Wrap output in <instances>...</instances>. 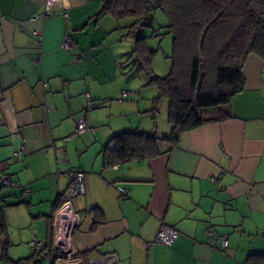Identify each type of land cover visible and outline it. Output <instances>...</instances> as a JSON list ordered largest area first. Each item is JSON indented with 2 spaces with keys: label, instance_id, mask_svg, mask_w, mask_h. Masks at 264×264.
Returning <instances> with one entry per match:
<instances>
[{
  "label": "crops",
  "instance_id": "1",
  "mask_svg": "<svg viewBox=\"0 0 264 264\" xmlns=\"http://www.w3.org/2000/svg\"><path fill=\"white\" fill-rule=\"evenodd\" d=\"M104 1L0 0V176L15 182L0 184L13 247L8 257L27 258L35 238L50 239L68 173L80 171L85 193L72 208L80 218L73 245L81 264H260L264 60L250 55L241 70L243 90L228 104L203 110L205 122L176 145L161 144L151 160L109 165L103 149L113 136L157 126L152 117V126L140 122L143 113L151 115L155 96L119 79L122 55L114 45L125 31L110 39L118 28L111 17H98ZM34 14L44 17L34 20ZM67 29L74 42L69 51L62 47ZM124 91L129 95L122 97ZM89 100L93 107L85 111ZM80 118L95 133L64 142ZM163 224L178 232L176 240L147 246ZM223 235L225 252L209 244Z\"/></svg>",
  "mask_w": 264,
  "mask_h": 264
},
{
  "label": "trees",
  "instance_id": "2",
  "mask_svg": "<svg viewBox=\"0 0 264 264\" xmlns=\"http://www.w3.org/2000/svg\"><path fill=\"white\" fill-rule=\"evenodd\" d=\"M167 19L164 35L172 37L171 64L167 75L154 73L155 51L137 32L151 26L154 13ZM109 16L133 41L134 66L157 89L149 111L153 122L160 102L168 101L170 134L164 137L140 130L113 136L104 147L107 164L151 160L161 154V144L174 146L180 136L201 126L205 109L224 106L244 88L242 67L250 55L264 60V0H105L98 17ZM131 22L121 26L123 20ZM160 36V35H159ZM112 146V147H111ZM58 204L55 207H58ZM3 264H53L56 256L45 250L11 260L10 242L0 209ZM264 264V255L259 256Z\"/></svg>",
  "mask_w": 264,
  "mask_h": 264
},
{
  "label": "built area",
  "instance_id": "3",
  "mask_svg": "<svg viewBox=\"0 0 264 264\" xmlns=\"http://www.w3.org/2000/svg\"><path fill=\"white\" fill-rule=\"evenodd\" d=\"M61 15L66 22L68 20V14L62 12ZM42 17L37 14L33 15L34 20H39ZM62 47L67 51L74 47L72 32L68 29L65 30ZM127 95H129L127 91L122 93V97H126ZM92 107V102L89 100L85 111H90ZM86 131L94 134L96 129L87 120L80 118L77 121L76 130L73 135L64 138L63 141L67 142L69 139L83 134ZM14 158L20 159L21 151H16L14 153ZM68 179V185L61 194L59 205L52 216L50 239L45 241L35 238L31 244L35 253H42L45 252V250H50V253L56 256L53 264H81L82 262V258L77 255L73 245V235L80 225V218L79 215L73 211L72 200L85 193V175L80 171H70L68 173ZM0 184L3 188H13L15 186V182L7 175L0 176ZM118 192L123 198L128 194L127 190L124 188H118ZM177 237L178 232L175 229L163 224L157 231L153 241L148 243L147 246L164 245L170 247ZM209 244L212 248H217L221 252H225L228 246V236L223 235L219 242L213 237ZM0 264H3V262H0Z\"/></svg>",
  "mask_w": 264,
  "mask_h": 264
},
{
  "label": "rangeland",
  "instance_id": "4",
  "mask_svg": "<svg viewBox=\"0 0 264 264\" xmlns=\"http://www.w3.org/2000/svg\"><path fill=\"white\" fill-rule=\"evenodd\" d=\"M131 20L125 19L120 23L121 26H126ZM167 24V19L160 11L154 13V19L151 26L140 29L137 35L140 37L147 38V45L149 49L155 51V56L153 60V70L158 76H165L168 74L171 64V52H172V37L171 35H163L165 32L164 26ZM124 34V30L117 29V31L111 33V40L121 37ZM160 35V36H159ZM122 38V37H121ZM115 48L118 49L120 56L122 55V62L119 64V76L122 84L125 86H131V89L136 91L143 90V94L148 95L149 92L156 96L157 89L148 84L147 76L139 72L134 66V59L131 55L133 49V41L130 39L123 38L121 42L115 43ZM136 94L131 96L133 99H128V101L134 100ZM147 105V102H146ZM141 125L152 126L151 115L148 113H143L140 119ZM156 129L152 132H146L150 135H155L158 137L168 136L170 134V125L168 123V101L163 99L158 107V112L155 119ZM141 131V130H140ZM5 189H2L4 191ZM13 247H9L10 255H12ZM18 255V254H17Z\"/></svg>",
  "mask_w": 264,
  "mask_h": 264
},
{
  "label": "water",
  "instance_id": "5",
  "mask_svg": "<svg viewBox=\"0 0 264 264\" xmlns=\"http://www.w3.org/2000/svg\"><path fill=\"white\" fill-rule=\"evenodd\" d=\"M112 147V146H111Z\"/></svg>",
  "mask_w": 264,
  "mask_h": 264
}]
</instances>
